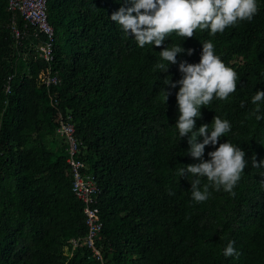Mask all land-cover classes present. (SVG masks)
<instances>
[{
    "label": "trees",
    "instance_id": "1",
    "mask_svg": "<svg viewBox=\"0 0 264 264\" xmlns=\"http://www.w3.org/2000/svg\"><path fill=\"white\" fill-rule=\"evenodd\" d=\"M122 4L47 0L50 69L59 73L47 88L38 80L47 64L35 53L36 39L14 40L0 0V264H264V175L251 165L252 157L264 158V119H255L250 102L264 90V0L251 20L223 32L197 29L184 40L173 33L143 48L110 20ZM206 40L236 71L237 89L201 106L196 127L214 115L228 119L231 131L218 143L242 147L249 164L232 194L210 189L207 200L195 202L191 177L178 178L176 170L198 158L185 153L187 136L176 134L179 86L163 79L180 77L181 60L198 62ZM179 42L192 54L157 69L161 48ZM59 114L71 116L76 156L100 189L99 258L82 244L83 202L72 191L65 140L55 132ZM214 147L205 146V159ZM72 238L80 240L73 249ZM229 240L238 255L224 257Z\"/></svg>",
    "mask_w": 264,
    "mask_h": 264
},
{
    "label": "clouds",
    "instance_id": "2",
    "mask_svg": "<svg viewBox=\"0 0 264 264\" xmlns=\"http://www.w3.org/2000/svg\"><path fill=\"white\" fill-rule=\"evenodd\" d=\"M257 10L258 0H123V4L111 13L110 20L119 25L122 33L132 37L138 47L143 48L145 45L160 46L173 33L183 40L193 36L197 29L215 35L240 21L251 20ZM185 51L191 55L193 49L185 50L181 42L171 47L164 46L159 51L160 59L155 67L160 71L167 70L170 64L177 63V54ZM178 70L180 77L177 80L165 76L168 78L164 77L163 84L170 88L179 86L175 92L178 113L174 123L176 134L179 138L187 136L185 153L198 159L178 168L176 174L178 178L191 177L187 180L190 181V195L195 202L207 200L210 189L232 194L249 164V160L245 159V150L228 139L218 143L221 136L231 131L228 119L214 115L211 123L196 127V118L201 116V106L209 105L214 98L226 100L230 93L236 91L237 73L215 53L210 40L202 42L198 62L181 60ZM168 95L169 91L164 89L165 103ZM250 102L254 105L255 119H264V113L260 111L264 90L257 89ZM210 144L215 147L207 152L209 158L205 159V146ZM251 165L261 169V175H264V158L258 162L255 156L252 157ZM84 167L82 170L85 172ZM222 255H238L233 241L229 240L222 248Z\"/></svg>",
    "mask_w": 264,
    "mask_h": 264
},
{
    "label": "built area",
    "instance_id": "3",
    "mask_svg": "<svg viewBox=\"0 0 264 264\" xmlns=\"http://www.w3.org/2000/svg\"><path fill=\"white\" fill-rule=\"evenodd\" d=\"M47 0H6V9L10 14V34L16 42L24 36H31L36 39L33 42L35 53L46 62V66L39 72L38 80L45 87H50L59 81L58 71L52 72L50 63L53 61V29L47 20ZM18 17L22 19V26H19ZM10 78V77H9ZM5 91L9 92L6 85ZM56 133L64 138L66 143V162L71 166L73 176L72 191L74 195L83 202L84 222L87 233L82 244L91 248L99 258V251L93 246L94 238L98 236L101 229V219L96 205L100 189L92 175L85 173L82 169L84 162L77 158L78 141L75 138V127L71 122V116L59 114L57 118ZM72 249L80 240L71 239Z\"/></svg>",
    "mask_w": 264,
    "mask_h": 264
}]
</instances>
